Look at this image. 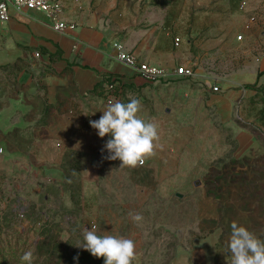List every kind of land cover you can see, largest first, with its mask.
Segmentation results:
<instances>
[{"label": "rangeland", "instance_id": "obj_1", "mask_svg": "<svg viewBox=\"0 0 264 264\" xmlns=\"http://www.w3.org/2000/svg\"><path fill=\"white\" fill-rule=\"evenodd\" d=\"M69 1L91 12L107 9L108 3L115 1L109 11L100 12L104 23L110 19L136 18L141 20L139 26L149 22L154 26L163 21L166 13L167 23L176 25L179 19L186 29L184 32L176 28L168 43L172 44L178 37L181 46H185L186 34L192 57L194 54L203 56L204 68L216 75L236 74L241 77L243 86L263 89L264 0ZM131 1H134L132 9L119 13L129 7ZM241 2L246 4L243 10L239 8ZM250 16L256 17L257 24L237 42L236 34ZM6 60L11 61V57ZM9 63L14 65V71L0 68V109L4 104L12 107L0 116V133L3 134L18 115H39V122L46 105L64 102V112L54 111L57 117L47 121L46 128L33 132L19 129L15 134L19 140L22 138L24 146L30 134L48 138V146L61 144L64 132L68 134L66 139L81 135L101 142L98 146H89L92 154L100 152L95 185L113 218L127 221L128 227L134 230L132 240L140 251L141 264H231L227 245L233 221L239 225L245 221L246 228L264 240V136L252 122L250 129L255 144L245 157H236L233 130L219 119L209 102L211 92L204 89L202 82L176 77L129 87L131 83L121 80L117 94L107 86L103 97L88 94L79 98L72 92L69 72L52 66L43 57L26 52ZM253 74L257 79L250 84ZM223 92L224 89H219L216 93ZM130 94L141 102L138 116L155 123L159 134L155 155L135 168L121 166L119 160L106 159L108 153L102 149L111 137L106 135L101 139L89 123L100 118L110 100L127 103ZM10 129L13 128L7 131ZM65 150L77 151L80 155L74 148ZM29 154L30 158L22 154L14 156L19 163H9L13 170L10 172V168L7 172L6 161L1 159L0 153V205L6 204L4 209L23 206L20 197L25 184L22 183H26L32 173L25 163L37 161L32 150ZM33 178L31 175V180ZM177 193L182 196L177 197ZM59 205L60 199L50 208ZM129 212L141 214L143 220L134 223ZM254 219L257 223L252 222ZM81 224L91 228L88 218L81 219ZM117 225L116 229L120 224ZM120 228L122 236L126 229ZM96 229L99 233L98 225ZM214 232L220 237L219 251H214L213 261L207 256L208 251H200V259L195 258L191 251L194 240ZM62 237L67 235L62 233ZM77 246L81 261L97 264V258Z\"/></svg>", "mask_w": 264, "mask_h": 264}, {"label": "crops", "instance_id": "obj_2", "mask_svg": "<svg viewBox=\"0 0 264 264\" xmlns=\"http://www.w3.org/2000/svg\"><path fill=\"white\" fill-rule=\"evenodd\" d=\"M62 2L64 4L63 19L76 24L75 30L67 34L54 31L46 17L40 12L10 9L11 18L9 22L0 24L2 42L0 45V65L8 64L26 52L33 53L39 47H45L50 53H55L56 47H58L61 50V59L56 60L51 65L60 70L71 65L72 72L69 73V77L74 88L72 92L76 97L84 98L86 93L101 80L103 74H118L121 75L122 80L136 85L144 83L130 67L114 59L115 50L111 44L113 42H120L128 53L133 54L141 61L167 70H174L195 62L197 66L194 69L192 80L202 82L204 89H209L208 91H210V86L224 89L221 95L210 91L209 102L214 107L219 119L233 130L234 140L237 143L236 157H245L255 144L254 133L250 129L252 122H254V126H258L264 136V125L260 126L264 122V104L248 103V99L255 95V90L245 89L241 83V77L236 74L230 76L216 75L204 68L201 61L203 56L194 54L192 57L190 41L186 34L185 46H181L179 43L177 46L179 48H175L173 42L178 37L173 39L172 44L168 43V38L177 29H183L184 32L186 30L179 19L176 21L178 22L176 25L169 24L166 22L167 14L165 13L163 21L154 26H152L154 23L151 22L139 26L141 20L137 21L136 18L126 21L110 19L104 23L100 12L109 11L115 1L108 3L107 9L92 12L84 7H79V4L75 2L69 0H62ZM133 2L131 1L129 7H124L119 13L123 14L128 9L130 11ZM80 9L84 11L80 12ZM73 45L77 46L76 50L72 48ZM8 57H11V61L6 60ZM43 58L45 61L48 60L44 55ZM259 72H262V69ZM262 78H264V73ZM256 79V75L253 74L249 83L254 84ZM11 107V105L4 104L3 108L0 109V116ZM38 117L39 115L31 116L29 113L22 116L18 115V118L13 120V124L6 127L2 131L3 134L0 133L1 159L6 161L7 172L10 168V172L13 170L12 166L9 167V163L12 161L14 164L19 163L18 159H14V156H19L18 154L30 158L29 152L32 150L37 160L34 164L25 163L28 166L27 170L32 171L31 175L34 178L31 180L30 175L26 183H22L25 184L23 195L20 197L25 203L23 206L26 208L33 204L39 207L45 204L48 198H52V195L46 194V186L53 182L63 181L65 174L60 167L62 156L65 149L74 148L80 152L82 164L81 219L86 220L88 218L91 223L90 226H95V228L98 225V234L101 235L107 232L121 236L122 229L120 226H124L126 231L122 237L132 239L134 230L128 227L127 221H118L117 217L113 218L109 206L101 201L100 193L97 185H95L98 170L97 160L100 152L96 151L95 154H92L89 146L95 147L101 142L94 141V139L89 140L87 137L82 138L81 135L78 138L66 139L65 136L68 134L64 132L61 137V144L53 143L49 147L46 145L48 138L30 134L27 138L28 142L24 146L22 138L19 140L15 130L18 132L19 129L27 131L29 129L33 132L34 129H38L36 126ZM9 128L13 129L7 131ZM20 141L23 145L20 144ZM61 195H58V198L60 197L61 202H64L63 195ZM50 205L54 206L55 204L52 202L46 204L47 207ZM5 206L4 203L2 206L0 205L3 209ZM67 217L70 216H64V223H67ZM243 219L251 220L247 217ZM252 222L257 223L256 219ZM117 224H120L118 229H116ZM242 226L247 227L245 221ZM84 227L91 229L87 225ZM219 237V234L214 232L205 238L194 240L191 251H194L195 258L200 259V251H208L207 256L208 258L210 256L211 261H213L214 251H219ZM135 253L132 264H141L140 251H137L136 243ZM97 264H104L103 258L98 259Z\"/></svg>", "mask_w": 264, "mask_h": 264}, {"label": "trees", "instance_id": "obj_3", "mask_svg": "<svg viewBox=\"0 0 264 264\" xmlns=\"http://www.w3.org/2000/svg\"><path fill=\"white\" fill-rule=\"evenodd\" d=\"M40 56H46L50 63L61 59V50L56 47L55 53H50L45 47L35 49ZM71 66V65H70ZM69 65L63 72H72ZM1 69L14 71L13 64L0 65ZM8 72V71H7ZM121 75L103 74L101 80L89 90L86 95L93 94L103 97L106 87L113 88L118 93L121 83ZM133 87V83L128 85ZM245 89L255 90V95L248 99V103L264 104L263 89H257L255 85L247 86ZM60 105L48 104L44 107L40 121L36 124L38 128H46L47 121L56 118L53 112L58 110L64 112V102ZM60 113V114H61ZM261 118V117H260ZM264 125V122L260 126ZM235 145L237 148L236 140ZM235 148V152H236ZM61 169L65 177L61 182H53L46 186V194L52 195L45 204L37 207L30 205L25 208L24 218L29 225L20 229L14 209L7 207L0 211V264H27L21 261V256L27 252H33L32 264H87L81 261L76 246L83 243V228L81 224V161L77 151L65 150L61 160ZM141 167V166H137ZM106 191V190H105ZM62 194L64 202L58 208H46V204H56L58 195ZM61 195V196H62ZM70 216L71 221L64 223V216ZM62 233L67 237L63 238ZM78 256V260L73 258ZM97 262V259H96Z\"/></svg>", "mask_w": 264, "mask_h": 264}, {"label": "clouds", "instance_id": "obj_4", "mask_svg": "<svg viewBox=\"0 0 264 264\" xmlns=\"http://www.w3.org/2000/svg\"><path fill=\"white\" fill-rule=\"evenodd\" d=\"M141 102L130 94L129 102L110 100L98 120L89 121L90 127L107 140L102 151L108 160H119L121 166L135 168L155 155V142L159 139L158 126L138 116ZM134 223L143 220L139 213L129 212ZM227 245L231 264H264V240L259 239L246 227L233 221ZM83 243L77 247L88 251L93 257L103 258L104 264H132L135 258V242L110 233L98 234L95 227L83 229ZM33 252L27 251L21 261L32 264ZM78 260V256L73 258Z\"/></svg>", "mask_w": 264, "mask_h": 264}, {"label": "built area", "instance_id": "obj_5", "mask_svg": "<svg viewBox=\"0 0 264 264\" xmlns=\"http://www.w3.org/2000/svg\"><path fill=\"white\" fill-rule=\"evenodd\" d=\"M245 5V2H241L239 8L243 10ZM10 9H15L16 11L28 10L40 12L46 17L50 27L60 34H67L76 28V24L67 22L63 19L64 4L62 0H0V24L9 22L11 18ZM256 24L257 19L255 16H250L246 19L241 25V30L236 34L235 39L237 42L242 41L245 33L252 31ZM179 42L180 39L175 38L173 42L174 46L177 47ZM111 44L112 48L115 50L114 59L130 67L134 73L146 83H152L169 77L192 78L194 76V69L197 66L195 62L180 66L174 70H167L166 68L141 61L133 54L128 53L120 42H113ZM72 48L76 50L77 46L73 45ZM33 55L36 57L40 56L37 51H34ZM256 61H258V59H256ZM218 90L217 86H210L211 92L216 93ZM14 212L19 221L18 226L20 229L29 225V222L23 215L25 213L24 206L14 208ZM66 221H71V217H67ZM93 227L95 226H91V228Z\"/></svg>", "mask_w": 264, "mask_h": 264}, {"label": "water", "instance_id": "obj_6", "mask_svg": "<svg viewBox=\"0 0 264 264\" xmlns=\"http://www.w3.org/2000/svg\"><path fill=\"white\" fill-rule=\"evenodd\" d=\"M194 184H195V185H198V181H195ZM176 196H177V197H181L182 195L177 193Z\"/></svg>", "mask_w": 264, "mask_h": 264}]
</instances>
